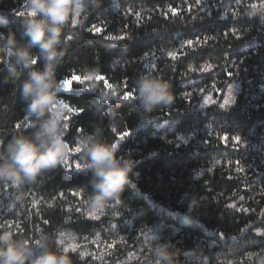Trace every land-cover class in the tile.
<instances>
[{"label":"trees","instance_id":"16d2710c","mask_svg":"<svg viewBox=\"0 0 264 264\" xmlns=\"http://www.w3.org/2000/svg\"><path fill=\"white\" fill-rule=\"evenodd\" d=\"M28 3L0 0V152L36 131L21 96L30 69L15 55L29 46L17 15ZM82 3L75 25L64 26L67 54L56 69L68 159L35 182L0 181V235L43 242L74 264H125L133 254L156 264L159 244L178 264H255L253 254L264 253V0ZM43 66L38 59L34 68ZM146 74L168 81L175 96L147 121L136 99ZM233 84L238 94L223 107ZM107 85L117 95L101 102ZM89 134L135 163L133 186L103 212L89 207L92 173L79 143ZM69 234L71 248L60 240Z\"/></svg>","mask_w":264,"mask_h":264},{"label":"clouds","instance_id":"9594fccd","mask_svg":"<svg viewBox=\"0 0 264 264\" xmlns=\"http://www.w3.org/2000/svg\"><path fill=\"white\" fill-rule=\"evenodd\" d=\"M30 11L23 17L21 26L28 38V47L15 51L17 64L30 69L28 79L21 87V96L27 103L28 127L36 129L31 137L14 135L0 152V181L17 186L36 179L48 170L61 166L69 156V145L65 140L64 114L68 105L59 97L61 82L57 81L56 69L67 49L62 48L64 26L83 8L82 0H29ZM9 49L15 48V35L7 38ZM39 50L34 56L31 48ZM43 60L42 70L34 65ZM93 80L101 79L98 73ZM137 97L144 112L141 118L148 120L158 107L173 104L175 96L171 84L151 74L141 76L136 81ZM103 90L101 102H110L116 97L111 85ZM80 147L85 159V168L92 173L90 181L92 194L89 207L93 212H103L111 203H121V196L128 187L135 163L117 156V146L95 139L91 134L80 138ZM195 202H193L194 208ZM39 248V254L36 249ZM156 264H178L176 255L168 250L167 244L154 247ZM255 264H264V253L253 254ZM0 264H74L67 252L49 250L43 242L33 246L28 240H13L11 234L0 235Z\"/></svg>","mask_w":264,"mask_h":264},{"label":"rangeland","instance_id":"374dc122","mask_svg":"<svg viewBox=\"0 0 264 264\" xmlns=\"http://www.w3.org/2000/svg\"><path fill=\"white\" fill-rule=\"evenodd\" d=\"M30 11V3L27 4V6L23 9L22 13L27 14ZM69 88H66V90H68ZM239 91V86L238 85H231L227 94H226V98L225 101H223L222 106L223 107H229L232 102L234 101V98L236 97V95L238 94ZM216 102L214 101L213 98H207L204 100V104L205 105H209L210 103ZM74 237L72 234L69 235H64L62 236V238H60L61 240V245L67 247V248H71L73 247V243H74ZM133 254L132 256H128L127 260L125 262V264H141L138 260V255Z\"/></svg>","mask_w":264,"mask_h":264},{"label":"snow or ice","instance_id":"6c2138e0","mask_svg":"<svg viewBox=\"0 0 264 264\" xmlns=\"http://www.w3.org/2000/svg\"><path fill=\"white\" fill-rule=\"evenodd\" d=\"M197 3H199V0H197ZM17 15H21V13H17ZM101 30L100 29H96V33L97 34H99V32H100ZM228 34L227 33H225V36H227ZM68 39L70 40V39H72V37L71 36H69L68 37ZM189 44H191L192 43V41H189L188 42ZM75 76V75H74ZM73 76V77H74ZM73 77H72V79H73ZM77 77V76H76ZM101 79H104V77L103 76H101ZM74 80V79H73ZM123 99H125V100H127V99H129V96L126 94L124 97H123ZM127 134H125V136H126ZM124 137L122 136L121 137V139H123ZM223 139L225 140V141H227L228 140V137H223ZM207 142V141H206ZM236 142L237 143H239V138H236ZM239 162H237V164H238ZM77 169H79V165H77ZM241 171H242V169H240ZM261 233H257V235H260Z\"/></svg>","mask_w":264,"mask_h":264}]
</instances>
